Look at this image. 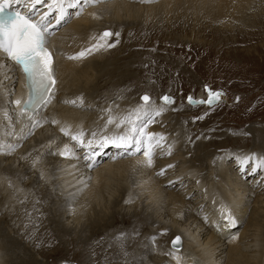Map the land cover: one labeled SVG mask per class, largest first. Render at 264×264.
Masks as SVG:
<instances>
[{
    "label": "bare ground",
    "instance_id": "bare-ground-1",
    "mask_svg": "<svg viewBox=\"0 0 264 264\" xmlns=\"http://www.w3.org/2000/svg\"><path fill=\"white\" fill-rule=\"evenodd\" d=\"M140 1L142 2V0ZM260 1L263 0H189L188 4H190V8H193L195 14L221 21L227 17L224 20L228 21L236 18L245 20L249 10L253 9L254 5ZM49 2L50 0H42L41 4H37L35 8L39 10L37 13L42 14L47 11L46 5ZM176 3L174 0H152L150 3L142 2V4L132 0H108L99 5L87 7L80 16L73 15V19L67 24L61 23V29L56 34V37H58L59 45L65 54L61 57L58 67V85L54 90L53 102L47 109H41L40 116L37 118L39 119L42 116L48 118L49 121L52 118H56L61 124H71L73 130L79 125L86 131H99L107 116V113L103 111L104 109L111 107L114 113H124L139 105L140 103L137 104L138 100L132 98V94L138 93L139 85L137 82L135 83L134 77L126 75L122 63L125 57L120 55V59L112 57L115 50L121 51L118 50V47H105L99 51H92L91 54L86 55L82 59H69V57L74 56L85 48L91 47L99 39L104 28L111 27L116 29V25L126 24L124 23L125 19L117 21L124 16L126 20L131 17L135 20L136 15L173 14L174 16L175 11H178L175 7L177 6ZM23 11L25 12V8ZM92 13L96 14V18H93ZM50 16L52 25H55L54 12ZM108 18L116 19V21H107ZM262 34L264 35V32L260 31L259 37L257 36L258 40L263 38ZM123 40L124 37L119 43H123ZM102 42L111 44V40L107 38ZM136 44H139V42H136ZM127 49L126 46L122 50L127 51ZM133 62L135 63H129L127 67L141 68L144 61L141 59ZM115 75L118 76H116L117 82L112 83L116 85H107L108 82H106L102 88H99L101 90L105 89L109 93L107 96L101 94L105 105H100V100L97 98L99 89H96V84L108 76ZM95 80H97L96 84H94ZM90 89H92V92ZM82 95H85V97L82 99L83 104L81 105ZM122 95L129 96L130 99H127L128 101L121 100ZM7 96L8 100L4 101L6 108H4L3 100H0V144L2 145L1 148H4L3 150L0 148L2 150L0 155L2 157L5 153L8 155L9 145H15L18 142L20 147L10 152L16 159L24 160L30 154L28 153L30 149H35L39 153L40 162L37 167H41L42 169L39 168V170L45 172L44 179H41L39 175V180L42 181L45 192L39 200L42 208L40 207L39 214L37 213L38 215L34 216V218L39 219L40 227L48 224L57 226L58 229L56 227L54 229L56 228L55 232L61 240L60 244L64 242L76 247L83 246V242L88 243V241L91 245L96 244V248L92 251L95 252L96 256L100 257L98 264H164L166 262H169V264H199L197 261L204 264H264V168L257 167L256 171H253L255 161H249L246 166L242 164V158L247 153H255L257 157H262L260 151L264 150V132L257 133V139H259L256 145L257 149L252 151L247 150L246 152L234 154L228 151L216 155L215 151L211 152V154L203 153L202 149L207 148L199 146V151H196L195 156L193 154L190 156L185 152L181 153V150L185 151L187 149L185 146L180 145V150L176 151L180 138L174 132H179L178 129H172L173 132L163 128L164 125H161V122H157L153 126H151V123L148 125L147 130L159 133L163 137L159 146L154 150L152 167H143L137 163V161L144 159L142 153L134 156L127 154L118 156L116 153L119 150L109 145L102 150L97 149L99 155L96 156L95 162L99 163L100 159H103L100 165L96 166L95 164L93 168H88L83 160L85 152L83 149H78L76 152L77 156L81 157L79 160L61 157L56 154L57 146L61 148L64 144L73 146V142L59 131L58 125H54L51 122L45 123L37 127L32 135H27L28 129L25 125H28L29 121L26 116H19V109L14 103L17 98H22V83L11 61L0 55V98L5 99ZM115 98H118V101H115ZM73 100L76 101V104L71 103ZM100 109V112H95ZM5 115L7 117L12 116V123L5 130H2V121ZM164 116L168 120L167 112ZM157 119L158 117L154 121ZM22 128L24 130L23 133L21 132ZM167 128L171 129L173 126H168ZM46 129L50 133H47ZM21 135L26 138L20 140ZM41 137L42 139L38 143H43L44 147L41 146L42 148H40L31 144L33 140ZM211 140L214 141V144L222 145L224 143L223 136L220 135L214 136ZM49 141H53L51 146H49ZM26 143L27 145L24 147ZM169 146H171V154H169ZM109 151L110 153L113 152V154L107 155ZM53 154L59 159H55L58 164L49 159V156ZM211 156L213 157L211 158ZM231 156L232 158L235 156L234 160H231ZM35 157L36 155H33V159ZM43 158L45 159L42 160ZM45 160L46 165L44 163ZM15 161L10 164L13 165ZM168 165H173V167L169 168L167 167ZM238 166L239 168H237ZM161 169H164V171L169 169L167 171L169 176L156 177V171L159 172ZM241 169L243 173H239ZM3 171L9 176L16 178L10 179L13 184V187L10 188L6 180L3 179L6 175H0V206L3 207L0 212L6 213L4 220L7 219L6 221L13 225L15 232H21L22 218L30 221L29 209L34 205L38 206V203L21 195L20 181L24 176V174H21L22 172L15 171L10 165L3 168ZM253 172L255 174L249 176ZM134 174H139L136 190L146 195L143 202L150 201L146 205V211L126 212L123 214L124 220H122L124 225L120 222H115L108 229L95 230L96 223L98 224L97 216L99 217L100 209L103 206L99 210L98 207L103 200H111L117 191L124 189V192L118 195V197H121L120 199L115 197V204L120 205L124 202V199L131 198L138 193L133 189L134 178L132 175ZM177 177L180 178V181L169 184V181H177ZM6 178L9 179L8 176ZM58 180L60 182H56ZM256 181L259 186L257 189L255 188ZM126 182L128 185L131 184L130 187L118 188L125 185ZM185 184L187 188L185 193L179 194L181 186ZM171 186L175 189H171ZM205 187L211 191L207 192L204 189ZM12 188L16 191L14 194L12 193ZM177 189L180 190L177 191ZM76 190L78 193L81 192L80 198H77L80 200L75 207H71L75 205L72 202L76 198ZM52 191L60 199L52 201L54 212L52 208H49L52 207L50 203L54 194ZM26 192L27 188H24L22 194H26ZM247 192L248 194H246ZM187 195H191L193 199L187 198ZM13 196L17 198L14 202ZM10 197L12 202L9 201ZM251 200L254 203L251 207L253 211L246 221ZM152 203L157 204L154 210L159 212L158 214L163 215L162 208L166 213L164 217L170 216L172 218L171 222L174 224L169 225L159 221L156 217L157 215L151 212L153 209L148 208V206L153 205ZM221 203L226 204L237 218V223L234 226L225 227V222L221 219L218 212ZM67 205L71 207V211L68 213L74 219L72 225L66 223L69 218L65 217V212L62 213L63 209H68ZM107 210L108 208L106 207L104 212ZM92 212H94V217ZM112 214L117 218V215L118 217L120 216L121 211L116 209ZM244 214H246L245 217ZM13 216L18 221H15ZM205 216L208 217L207 222L204 220ZM127 217L131 220L126 219ZM64 218H66L65 222ZM81 218H84L85 221H81ZM214 224L219 225L217 229L220 232H218ZM150 225L154 226L156 230L149 229ZM46 230L48 229L44 228L43 231L50 237L51 234ZM160 232L169 234L168 238L174 234L181 236L183 245L176 254L179 257L178 260L176 256L168 255L172 249L166 243L165 235L161 236L162 238L158 237L160 240H152V237L157 236ZM3 234L6 235L7 242H10V244L14 243V236H11V233L3 232ZM107 234H114L116 241L114 239L112 241L107 240V237H105ZM72 235H74V238H70ZM120 235L122 237L118 238L117 236ZM233 236L237 238L232 239ZM56 244H58L57 241ZM100 246H102V249ZM125 251L128 253L127 256L124 255ZM4 254L1 250L0 264H37L26 248L22 251V257L16 254L10 256L11 262L4 259Z\"/></svg>",
    "mask_w": 264,
    "mask_h": 264
},
{
    "label": "rangeland",
    "instance_id": "rangeland-1",
    "mask_svg": "<svg viewBox=\"0 0 264 264\" xmlns=\"http://www.w3.org/2000/svg\"><path fill=\"white\" fill-rule=\"evenodd\" d=\"M132 1L142 4L140 0ZM179 1L182 2L179 3ZM174 2H177V6L175 7L178 9V11H175L174 16L173 14H157L155 16L136 15L135 20L133 17L126 20L124 16L121 18L122 20L119 19L117 21H123V19H125L124 23L126 24H119L121 25L120 27L119 25H116V29L109 27L104 28L101 31V33L104 31L113 33V35L107 37V39L111 40V44L114 48L118 47V50L121 51L115 50L112 57L118 59H120L119 55L125 57L122 60L124 65L122 66L124 67L126 75L134 77L135 83L137 82L139 85L138 93L132 94V98L137 99V104H139L141 103L140 97L147 93L157 105L164 104L161 97L165 96V94L174 98V103L166 105V111L164 110L162 113L164 115L167 112V116L169 117L168 120L161 114L162 117L158 116V119L154 121L155 123L153 122L151 126L157 124V122H161V125H164L163 128L169 129L170 131H173L172 129H178L180 133L173 131L180 138L176 146L177 152L180 150V145L187 147L185 151L181 150V153L185 152L190 156H192V154L195 156L196 151H199V148L202 146L207 148L202 149L203 153L211 154V152L215 151L216 155L228 151L234 154L257 149L256 145L257 141H259V139H257V133L264 132V35L262 34L263 38L258 40L260 31L264 32V0L256 3L253 9L249 10L247 13L245 20L241 19L242 21L237 18L234 20L229 19L228 21L224 20L227 17L221 21L212 17L201 16L200 14H195L193 12V8H190V4H188L189 0H174ZM53 17H55V13ZM111 20L116 21V19L112 18H108L107 21ZM116 32H119L121 36L116 37ZM122 37H124L123 43H119ZM136 42H139V44H136ZM126 46L128 48L127 51H123ZM141 59L144 61L141 68L133 67V69L127 67L129 63H135L133 61ZM116 76L117 75L108 76L98 82L95 80L94 84L97 82L96 89L102 88L106 82H108L107 85H116L112 83L117 82L118 76ZM205 86H207V88ZM90 91L92 92V89H90ZM209 91L222 92L223 95L220 102L212 105L199 103L201 100L207 101ZM101 94L107 96L109 93L105 89H99L98 91L97 98L100 100V105L104 106L105 101L102 100L103 97H101ZM189 96L197 102L190 103L188 100ZM84 97L85 95H82L81 98L83 99ZM237 97H239V99H237ZM127 99H130V97L126 95L121 96V100ZM0 100H3L4 108H6V103L4 101L8 100V96L5 99L0 98ZM115 101H118V98H115ZM101 109L95 112L98 113ZM3 121L1 129L5 130L11 125L12 116L7 117L5 115ZM168 126H173V128H167ZM46 130L47 133H50L48 129ZM218 135L223 136L224 143L222 145L214 144V141L211 140V138ZM49 137H51V135H49ZM40 139H42V137L33 140L31 144L40 148L44 147L43 143H38ZM25 145H27V143L24 144V147ZM1 147L2 145L0 144V148ZM1 149L3 150L4 148ZM1 149L0 152L2 151ZM28 153L31 155H27V158L24 160L16 159L10 152H8V155L5 153L7 156L5 154H2L3 157L0 155V175H6L5 177L8 176L9 179L16 178L9 176L3 171V168H6V166L9 165L10 167L12 166L15 171L22 172L21 174H24V176L20 181L21 195L31 198L38 203V206L34 205L35 207L33 206L29 209V215L31 216L29 218L31 219L30 221L22 218L23 222L20 225L21 232H15L13 225L8 223L6 221L7 219L4 220V215L6 213L0 212V251L2 250L5 253L4 259L11 262L10 256L13 254L22 257V251L26 248L37 264H60L63 261H71L76 264H98L100 257L96 256L95 252L92 251L96 248V244L91 245L89 241L88 243L83 242V246L80 245L79 247L65 244L64 242L60 244L59 242L61 240L55 232L57 226L54 224H48L40 227L39 219L34 218V216L39 214V209L41 210L42 208V204L39 200L45 191L42 181L39 180V168H42L37 167L38 164L35 168L32 167L33 155H36L37 157L39 156V153L36 152L35 149H30ZM260 153L262 157H264V150L260 151ZM111 154H113V152L110 153L109 151V153H107V155ZM116 154L119 156V152ZM249 154L252 153H247L246 155ZM212 157L213 156H211V158ZM234 158L235 156H233V158L231 156V160H234ZM44 159L45 158L42 160ZM49 159L55 164H58V161L55 162L57 157L54 154L50 155ZM95 159H97V157ZM12 161H15L13 165L10 164ZM44 163L46 165V160ZM3 164L5 165L3 166ZM97 165H100V162H96V166ZM246 165L247 163L245 166ZM237 168H239V166ZM167 171H169V169L165 170L163 175H157L158 171H156V177L169 176ZM241 172L242 169L239 173ZM254 174L255 172L249 174V176ZM132 177L134 178L133 189L139 194L136 193L131 198L124 199V202L120 205L115 204V197L122 194L124 189L117 191L111 200H103L98 207L99 210L101 206H103L102 209H100L99 217L97 216L98 224L96 223L95 230L108 229L115 222H120L124 225L122 220H124L123 214L126 212L133 213L136 212V210L137 212H140L141 210V212L146 211V205L150 201L143 202L146 195L136 190L138 187L136 184L138 182L137 178L139 177V174H134ZM56 182L60 181L58 180ZM130 185L126 182L125 185L118 188L130 187ZM185 186L186 184L181 186V190L177 189V191L180 190L179 194L185 193V190L187 189ZM23 187L27 188L26 194H22ZM171 187V189L174 188L173 186ZM258 187V182L256 181L255 188L257 189ZM204 189H206L207 192L211 191L206 187ZM14 190L15 189L12 188L13 194L16 192ZM75 192H77V195L75 194L76 198L72 202V204L75 205H72L71 207H75L80 200L77 198H80L81 192L78 193L77 190ZM53 193V198L50 201L52 207H49L52 208V210L54 208L52 201L60 200L57 198L58 195L55 192ZM246 194H248V192ZM140 196L141 198H139ZM188 197L193 199L191 195H187V198ZM120 198L121 197L119 196L118 199ZM12 199L14 202L17 198L13 196ZM9 201L12 202L11 197ZM152 204L153 205L148 206V208L153 209L150 210L154 215H157L156 217L159 221H163L169 225L174 224L171 222L172 218H170V216L164 217L166 213L162 208L163 215L158 214L159 212L154 210L156 209L157 204ZM253 204L254 203L251 200L249 215L246 217V221L253 211L251 208ZM71 207L67 205L68 209L62 210V213L65 212V217L69 218V221L66 222L69 225H72V221H74V219L70 217V213H68L71 211ZM106 207L108 210L104 212ZM0 209L2 210L3 207L0 206ZM116 209L121 211L120 216L118 217L117 215V218L112 214ZM147 212H149V210H147ZM218 212L220 213V211ZM54 214L56 215V213ZM92 215L94 217V212H92ZM15 216H13V219H15ZM245 216L246 214H244V217ZM66 218H64V222L66 221ZM126 219L130 218L127 217ZM80 220L85 221L84 218H81ZM15 221H18V219H15ZM214 225L216 226L217 224ZM54 227L56 228L54 229ZM44 228L48 229L46 231L51 234L50 237H48L47 233L43 231ZM154 228L155 227L152 225L149 226V229L151 230ZM3 232L11 233L10 235L14 236L13 244L6 241V235L3 234ZM218 232H220V230H218ZM27 233L28 235H26ZM164 235L166 243L171 246V241L178 234L171 235V237L168 238L169 234H166V232H160V234L155 236V240H160L159 238H162L161 236ZM105 237H107V240L112 241L114 239V234H107ZM117 237L121 238L122 235ZM70 238H74V235ZM55 240L58 244H56ZM114 241H116V237ZM100 247L102 249V246ZM85 254L87 255L85 256ZM94 257L95 259H93ZM197 263L204 264L200 261H197ZM164 264H169V262Z\"/></svg>",
    "mask_w": 264,
    "mask_h": 264
},
{
    "label": "snow or ice",
    "instance_id": "snow-or-ice-1",
    "mask_svg": "<svg viewBox=\"0 0 264 264\" xmlns=\"http://www.w3.org/2000/svg\"><path fill=\"white\" fill-rule=\"evenodd\" d=\"M104 2L105 0H50L46 5L47 11L38 14L35 8L37 4L42 3V0H0V55L11 61L24 74L28 97L27 99L17 98L14 103L19 109V116H26L29 121V124L25 125L28 129V136L32 135L37 127L51 122L58 125L59 131L73 142V146L69 144H64L62 148L57 146L56 154L61 157L79 160L81 157L77 156V149H83L85 150L83 160L86 167L93 168L95 157L99 155L97 149L102 150L111 145L119 150L120 156L125 154L134 156L142 153L144 159L137 161V163L143 167H152L154 150L159 146L163 137L161 134L150 132L147 129L148 125L164 112L166 105L174 103L173 97L169 95L161 97L164 104L160 106H157L151 97L145 93L140 97L141 103L127 112L114 113L111 107L104 109L103 111L107 113V116L99 131H86L79 125L73 130L71 124H61L56 118H52L50 121L42 116L37 118L40 116V110L47 109L53 102L54 93L52 89L56 83L53 58L48 48V38L53 34L49 31L52 27V22L49 19L50 14L55 13L57 25L67 24L73 15L80 16L87 7ZM142 2L150 3L152 0H142ZM21 4L27 9L26 14L13 10V6L19 8ZM91 15L96 18L95 13ZM112 35L113 33L104 31L91 47L83 49L69 59H82L91 54L92 51L113 47L112 44L102 42ZM119 35V32L115 33L116 37ZM205 87L207 88V86ZM222 95L223 93L220 91H209L207 101L201 100L199 103L212 105L220 102ZM188 100L190 103L197 102L191 96L188 97ZM71 103L76 104V101L73 100ZM80 103L83 104L82 98ZM23 131L22 128L21 132L23 133ZM24 138H26L24 135L20 136V140ZM52 144L53 141H49V146ZM18 147H20L19 142L15 145H9V152ZM169 154H171V146H169ZM249 161H255L253 171H256L257 167L264 168V157H257L255 153H252L242 158V164ZM39 162L40 157H35L32 160V167L35 168ZM167 167L171 168L173 165ZM163 173L164 169H161L157 175H163ZM40 178H45L43 170L40 171ZM3 179L6 180L10 188L13 187L10 179L6 177ZM178 181H180L179 177H177V181H169V184ZM219 211L221 219L225 222V227H231L237 223V218L226 204L221 203ZM204 220L207 222L208 217L205 216ZM216 226L219 227L218 224ZM236 238V236L232 237V239ZM152 240L155 241V237H152ZM181 248V237L177 235L171 241L172 250L168 255L176 256ZM124 255L127 256L128 253L125 251ZM176 258L179 259L178 256Z\"/></svg>",
    "mask_w": 264,
    "mask_h": 264
},
{
    "label": "water",
    "instance_id": "water-1",
    "mask_svg": "<svg viewBox=\"0 0 264 264\" xmlns=\"http://www.w3.org/2000/svg\"><path fill=\"white\" fill-rule=\"evenodd\" d=\"M165 95H168V94H165ZM173 100H174V98H173ZM60 264H76V263L75 262H71V261H63Z\"/></svg>",
    "mask_w": 264,
    "mask_h": 264
}]
</instances>
